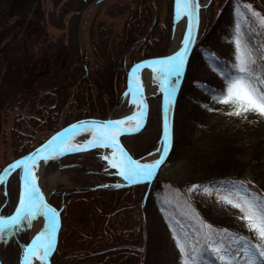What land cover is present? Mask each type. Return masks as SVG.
<instances>
[{"label": "rangeland", "instance_id": "obj_1", "mask_svg": "<svg viewBox=\"0 0 264 264\" xmlns=\"http://www.w3.org/2000/svg\"><path fill=\"white\" fill-rule=\"evenodd\" d=\"M78 1L41 0L44 33L36 45L37 52H42L44 42L41 41L44 38H47V44H51L53 47L57 41L66 44L69 39L68 21L75 12L72 6ZM83 1H85V5L78 15L76 37L83 55L87 58L83 62V72L92 78L91 85L93 93H95L93 99L96 100L95 103L91 105L86 103L81 106L82 110H88L89 108H99V98L96 92L101 85L108 84L107 78L111 69L109 62L115 60L117 54L115 44L126 25L129 13L126 8L131 0ZM199 1L204 3L206 0ZM251 1L258 3L260 0ZM130 4L133 6L132 3ZM171 4L169 5L167 0H154L153 5L157 11L155 10L153 14L145 36L156 24L162 27L167 22L168 15L171 16V27L165 45L162 43L165 36L159 35L161 36V47L164 48H160L158 51L162 54H152L147 57L164 55L169 51V41L174 23L178 19L173 20V0ZM244 5H250L252 11L257 13L254 4L243 0H209L207 5L205 3L201 6L196 43L188 57L186 71L181 78L174 104L173 145L167 161L159 168L151 183L121 185L124 181L113 173L115 169L111 167L109 160L104 159L106 155L102 150L97 148L83 152L59 154L42 162L44 163L42 172L38 176L34 173L36 184L43 185L50 180L51 176H56V174L57 178L64 177L66 180L48 194V200L61 208L58 247H56L53 259L51 257L55 251L50 256L51 264H71L70 254L72 252L77 254L76 259L80 258L81 260H77V264H92L88 263L86 254H95V252L108 248L103 247L105 240H98L102 239L99 237L101 234L108 235L106 240L109 241L106 243L113 245L117 242H125L127 245H134V249L136 247L141 250L136 254L137 257L140 256V264H182L183 256L177 246V237L185 244V254L196 258L198 244H206L205 233L207 231L206 227H202V225L208 224L202 221L198 214L205 215L208 213L211 215V211L222 214V216L220 215L221 218L224 216L232 217L230 223L233 225V229L229 231L232 244L231 247H227L232 262L234 258H238L240 261L247 260L242 252L235 255L242 245L232 241L233 235L246 237L251 244L260 243L257 235L247 226V221L241 218L244 214L219 198L233 191L227 183L229 181L243 182L252 193L261 195L258 187L252 181L253 175L248 171V167L239 168L241 169L239 179L221 180L217 185L200 183L197 180L200 175L196 173L198 169L203 168L202 165L216 162V159H219L220 163L226 166L225 164L230 160L224 163V158L217 156L219 155L217 149L226 143L228 145V141L233 138L232 132L236 131L244 120L258 119L264 123V116L254 112L244 113L241 116L228 115L227 113L234 110V106L213 100V96L226 87V78L222 73L236 75V70L232 66L237 64L234 41L238 23L242 26L245 39L253 49H256L254 56L257 58V64H264V60L260 59L261 55H264V47H261L264 43L251 25L249 19L251 13L244 8ZM210 19L215 20L210 31L211 37L209 36L206 42L197 43ZM101 42H105L107 52L102 50L98 52ZM133 52L134 50H132ZM107 55L110 56L109 62L107 59H102V56ZM143 58L146 57L138 55L133 60L128 59L127 64H125V85L127 84L129 67ZM64 61L65 58L62 54H56L49 61L50 70L47 72V77L52 79L57 74L62 77L61 69L58 68L67 65ZM55 62L57 63L55 64ZM53 65L54 68L51 67ZM74 65L75 63H70L67 70L73 72L78 78L85 76L81 69H74ZM158 75L159 73H153L147 83V87H154V92H151L149 88L147 89L148 110L144 125L137 131L138 135L126 134L122 136L123 143L136 158L143 157L153 151L160 138L161 95L158 92L159 80L155 78ZM127 93L125 96H118L113 106L109 107L104 115L100 116L95 114L96 112H91V115L100 118H118L124 115L133 106L130 90H127ZM104 97L106 98V95ZM78 111L75 104L65 103L61 113H59L56 126L60 128L65 125L64 123L67 124L76 119L87 117L81 113L80 116L82 117L76 118L75 113ZM17 112H20L22 116L29 115L25 109H15V111L9 112L6 121L0 119V174L4 173V167L10 160L20 156L16 155L11 145L12 120ZM32 115L35 118L38 117L34 113ZM38 126L41 125L37 123L35 126L28 127V131H24L21 136L22 141H29L34 147L58 129H43ZM210 128H214V130L223 129L224 131L222 134L207 132ZM255 139V136L247 138L238 133L232 148H240L243 143L246 144V147L245 149L243 146H241L242 149L235 148L243 152L240 154V158H237L238 155H235V158L241 161L247 158L250 152L254 150L250 143ZM256 148L258 146L255 145ZM114 153H116V157H120L118 152ZM107 157L112 159L110 156ZM18 179L19 172L17 169L6 178L5 183L0 184V216L11 214L19 204L21 192ZM100 184H108L110 188L113 184L115 186L120 185L123 189L98 188ZM193 185L201 187L191 190ZM203 187L211 189V194L205 193ZM75 190L77 191L76 195L71 196L72 198L68 200L67 197ZM230 198L235 199L234 196ZM190 206L196 207L195 211ZM179 212L184 218L187 217V220L191 221L182 223L180 217H176ZM194 217L198 222L197 224L191 223H194L192 220ZM213 219H215L214 216L211 220ZM101 220L105 221V224L101 229V234H98L97 225L98 221L101 222ZM124 221L128 223L126 226ZM32 233V223L29 225L27 220H23L19 226L12 229L11 234L5 240H0L1 263L18 264L23 246ZM109 233L111 234L109 235ZM114 233H117L118 236ZM136 234L135 239L133 235ZM90 236L93 238L88 240ZM197 237L199 238L198 244L196 242ZM100 241L104 243L100 244ZM218 241L223 242V239L218 234H213V246H216L215 242ZM223 244L225 245L224 242ZM209 250L217 261L225 264V261L218 259L216 253L212 252L210 248ZM196 260L198 264H207L204 260H198V258Z\"/></svg>", "mask_w": 264, "mask_h": 264}, {"label": "trees", "instance_id": "obj_2", "mask_svg": "<svg viewBox=\"0 0 264 264\" xmlns=\"http://www.w3.org/2000/svg\"><path fill=\"white\" fill-rule=\"evenodd\" d=\"M167 1L169 5H172V0ZM243 1L254 4L257 13L264 16V0H260L258 3H253L251 0ZM130 3H132L133 6H130ZM130 3H128L129 5L126 8V10H129L126 25L115 44L117 54L114 62H109V55L102 56V59L108 60L111 69L109 70L110 75L107 78L108 84L101 85L96 92L99 98V108L82 110L81 106H84L86 103L91 105L96 101L93 100L95 93H93L91 85L92 78L83 72V62L87 60V58L83 55V51L80 49L76 37L78 32V15L84 7L85 1L79 0L77 4L72 6L75 12L68 21L69 39L66 44L57 41L53 47L51 44H47V38H44V40L41 41L44 42V48L42 52H37L36 45L39 42V38L42 37L44 33L42 26L44 16L41 10V0H0V119L6 121L9 112L15 111V109H25V111L29 113L27 116H22L20 112H17L12 120L11 145L16 155L24 154L33 148V145H31L29 141L23 142L21 139L23 132L28 131V127L35 126L39 123L41 126L38 127L43 129L55 130L58 128L56 126L58 116L65 103L69 102L75 104L79 110L75 113L76 118L82 117L80 116L81 113H84V116H92L91 112H96L95 114L100 116H102V114L104 115L108 108L113 106L116 98L121 96L125 91V64H127L128 59L133 60L138 55L147 57L152 54H162V52L158 51L160 48H164L161 47V36L159 35L165 36L162 42L163 45H165L166 38L170 33L171 16H167V22L164 23L162 27L156 24L145 36L149 24L152 21L153 14L155 10L157 11V8L153 5L154 0H131ZM249 19L257 36L264 43V30L259 27L255 17L250 16ZM214 22L215 20L212 19L208 21L197 43L206 42L208 37H211L210 31L215 24ZM104 43L105 42H101L98 52L100 50L107 52ZM132 50H134L133 53ZM56 54H62L65 58L64 63L66 62L67 65L59 66L58 68L61 69L62 77L57 74L51 79L47 77V72L50 70L49 61L54 58ZM56 63L57 62H55V64ZM70 63H75L74 69H81L85 76L78 78L73 72L68 71L67 67ZM60 64H62L61 61ZM54 65L51 67L54 68ZM63 68L65 70H62ZM104 95H106V98ZM32 113L38 115V117L35 118ZM263 124L264 123L260 122L258 119L244 120L241 126L238 127L236 131L232 132L231 135L233 138L229 140L230 142L228 141V145L226 143L217 149V154H219L217 156H222L224 158V163H226L227 160L230 161L225 164L226 166H223L224 164L220 163L219 159H216V162L202 165L203 168L198 169L196 172L200 175V178L197 180L200 183L212 185H217L221 180H237L241 177V169L239 168L242 166L248 167V171L253 175L252 181L256 184L255 186L258 187L259 193L264 195ZM223 131V129L214 130V128H210L207 132L222 134ZM137 133L138 132L134 134L138 135ZM238 133H241V135L247 138L251 136L256 137V139L250 143L251 147H254V150L242 161L237 158H240V154L243 152L242 150L236 149H242L241 146L245 149L246 144L243 143L240 148H232L234 147L233 142L237 140ZM255 145L258 146V148L255 149ZM235 155H238V157L235 158ZM98 188L109 190L123 189V187L115 185H112L111 188L109 186ZM76 193V190L71 192L70 196L67 197L68 200L72 198L71 196H75ZM162 196L164 197V194H162ZM190 208L195 211L196 207L190 206ZM174 212L176 213V210ZM210 213L211 215L208 213L205 215L197 214L201 217L202 221L211 226L212 230H214L213 234L221 236L225 245L231 247L232 242L230 240L229 231L233 229V225L230 223L232 217L224 216V218H221L222 214L216 211H211ZM212 216H214L215 219L211 220ZM176 217H180L182 223L191 221L187 220V217L184 218L181 212H179ZM192 220H194V223L191 222L192 224L198 223L195 217ZM104 224L105 221H98V234H101V229ZM124 224L126 226V224H128L127 221H124ZM206 231L208 232L209 230L206 228ZM110 234L111 233H109V235ZM114 234L118 236L117 233ZM93 236L87 239L91 240ZM104 236L105 239H103ZM106 236L108 235L101 234L99 237H102V239L98 240H105L103 247L105 246L108 248L95 252V254H86L88 263L140 264V256L138 255L137 257L136 254L141 250L136 247L134 249V245H127L125 242H117L113 245L111 243H106ZM133 236V238L136 239L137 234ZM128 240L131 241V239ZM101 241L100 244H103L104 242ZM196 242L197 244L199 243L198 237L196 238ZM206 247L205 243L198 244L196 259L204 260L207 264H221L216 260L209 249L204 251ZM55 253L56 250L51 257L52 259ZM76 256L77 254L75 252L70 254L71 259H69L72 261L71 264H77V260L81 261L80 258L76 259ZM233 264H246V261H240V259L234 258Z\"/></svg>", "mask_w": 264, "mask_h": 264}, {"label": "snow or ice", "instance_id": "obj_3", "mask_svg": "<svg viewBox=\"0 0 264 264\" xmlns=\"http://www.w3.org/2000/svg\"><path fill=\"white\" fill-rule=\"evenodd\" d=\"M198 7L199 5L196 3V0H176L177 14L186 15L190 19L195 15V10ZM244 8L251 13L252 17L256 18L259 27L264 30V16L252 11L250 5H244ZM241 15H243V13H241ZM189 27L191 29V25ZM235 35L236 39L234 44L237 64L232 67L236 70V75L222 73L226 78V87L214 95L213 100L218 103L234 106V110L227 113L228 115L241 116L244 113L254 112L264 116V64H257V58L254 56L256 49H253L245 39L242 26L239 23L237 24ZM192 39L193 35L190 30L184 37L183 47L173 56L153 61L151 64L145 62L144 66H151L153 73H159L155 78L160 80L161 91L167 93L169 102H171V97L175 94L176 86L183 72L187 51ZM261 47H264V45ZM260 59L264 60V55H261ZM140 68L141 65H136L133 71L135 72ZM173 77L175 78L174 82L171 79ZM130 91H133L134 95L138 94L139 86L135 90L130 88ZM127 94L128 93H126V95ZM132 102L137 103L136 99H133ZM137 106L139 111L133 116L126 117L123 120L102 122L98 126H94L93 139L90 142L91 147L119 148V158L116 157V153H113L112 159H109L107 156H105L104 159L109 160L111 167L120 168L119 174L128 181V183L150 181L154 174L153 169L164 161L170 148V130L167 120H165L164 135L161 140L162 147L157 150L161 153L159 159L152 164H141L139 161L127 157L124 150L119 146L118 137L122 134L139 131L142 127L141 122L145 116L143 101L141 100ZM131 121H135V124H131ZM85 123L86 122H81V125L83 126ZM71 128L73 129L71 133H69L68 129L64 130L69 136L75 135L76 131H78L76 125H72ZM60 136L61 134L58 133L47 145L37 150L39 158L47 159L48 157L45 153L56 152L58 150L59 145L54 144V142L57 141ZM63 143L64 140H60V144ZM69 150L85 149L79 146H72L71 149H64V152ZM36 166L37 156H33L31 160L26 157L9 166L11 170L22 168L23 174L21 178L24 183L22 185L23 191L21 193L20 203L15 210V215L7 218L0 216V240H5L7 236L11 234L12 229L21 224V221L27 220L30 225L31 221L34 220L38 214L45 216L47 218L46 231L38 234L33 239L31 245L24 250L25 261L29 256H33L43 262L54 250V238L57 231L59 213L46 204L42 194L39 192V188L36 185V176L33 172V168ZM9 169H5L4 172H9ZM5 182L6 177L0 174V184ZM227 183L233 191L219 198L239 209L244 214L241 218L247 221L249 229L253 231L260 240L258 244H251L246 237L233 235L231 237L232 241L242 245V247L236 251L235 255H239L242 252L244 256L247 257L246 264H264V195L252 193L243 182L229 181ZM200 187L199 185H193L191 190ZM203 191L211 194L212 190L208 187H203ZM232 196H234L235 199L230 198ZM202 227H206L209 230L205 233L207 247L204 251L210 248L212 252L217 254L219 260L225 261V264H233L232 259L229 257L227 246H225L222 241L215 242L216 246H213L214 230H212L211 226L202 225ZM177 246L183 256L182 264H198L195 257L185 254V244L181 242L179 237H177Z\"/></svg>", "mask_w": 264, "mask_h": 264}, {"label": "water", "instance_id": "obj_4", "mask_svg": "<svg viewBox=\"0 0 264 264\" xmlns=\"http://www.w3.org/2000/svg\"><path fill=\"white\" fill-rule=\"evenodd\" d=\"M101 0H96V2H99ZM209 0H206L204 3H201L199 0H196V3H198L199 7L195 10V15L190 19L188 16L185 15L186 17V26H185V30H184V33H183V37H182V40H181V43H180V46L178 47V49L174 50V51H168L166 54L164 55H159V56H151V57H146V58H143L141 60H138L136 62H134L128 69L127 71V89L130 90V87H129V82H130V77L132 76V74L134 73V67L136 65H141L143 66L145 64V62H148V63H151L153 61H156V60H160V59H164V58H167L169 56H173L177 51H179L182 47H183V42H184V37L189 33V31L191 30L192 32V35H193V39L190 43V46L188 48V51H187V56H186V61H185V66H184V69H183V72L179 78V83L177 84L176 86V91H175V94L174 96L171 97V102H169V99H168V96H167V93L166 92H163L161 91V82L159 80V89H158V92L160 93L161 95V101H160V115H161V134H160V138L158 140V144L160 143V148L162 147L161 145V140H162V137L164 135V127H165V120H167V124H168V127H169V130H170V148H169V151L164 159V161L159 165L157 166L155 169H153V177L151 178L150 181H144V182H139V183H150L154 177L156 176L157 172L159 171V168L167 161V158L169 157L170 155V152H171V148H172V145H173V113H174V104H175V100H176V96H177V92H178V89H179V85H180V81H181V78L184 74V71H185V68H186V64L188 62V57L190 55V52L195 44V41H196V37H197V34H198V30H199V21H200V8L201 6H203L205 3H207ZM173 20H176L178 18V14H177V8H176V0H173ZM191 25V29H190V26ZM131 92V91H130ZM140 98L141 100L143 101V107L145 109V116H144V119L142 120V126L145 122V119H146V115H147V108H148V103H147V98H146V95L141 93L140 94ZM132 111H128L127 113H125L124 115L118 117V118H99V117H92V116H89V117H83V118H79V119H76L72 122H69L65 125H63L61 128L55 130L54 132H52L50 135H48L42 142H40L38 145L34 146L32 149H30L28 152L12 159L11 161H9L7 163V165L5 166L4 169H9V166L14 164L16 161L18 160H22L24 158H29V160H31V158L33 156H37V163L40 162V161H45L46 159H41L39 158L38 154H37V150L39 149H42L44 145H47L48 142L50 140H52L53 137H56L57 134H61L60 138L54 142V144L56 145H59V148L56 152H50V153H45V155L49 158L51 157V155H59V154H68V153H75V152H81V151H86V150H90V149H93V148H97V149H100L102 150L103 152L105 151H110V149L114 148L117 150L118 154H120L119 152V148H115V147H91L90 146V142L92 141L93 139V130H94V126H98L100 123L102 122H108V121H117V120H122L123 117L126 118V117H129L130 114H131ZM81 122H86L83 126L81 125ZM72 125H76L77 126V129L78 131H87V133L90 135V137H86L83 141H81L80 143H73L71 141V139L73 138V135L72 136H69V134H66L64 132L65 129H68L69 130V133L73 132V129L71 128ZM77 132V131H76ZM133 133V132H132ZM123 135V134H122ZM121 135L118 137V140H119V146L124 150V152L126 153L127 157H129L130 159L132 160H135V161H139L141 164H147L146 162H143L142 161V158H136L134 156L131 155V153L128 151V149L125 147V145L122 143L121 141ZM60 140H64V143L63 144H60ZM72 146H79L80 148L82 149H85V150H69L67 152H64V149L68 148V149H71ZM111 152V151H110ZM160 155L161 153L158 151L157 155L155 156V158L153 159V161L150 163H154V161H156L157 159L160 158ZM104 157V156H103ZM115 169V173L116 175H118L124 182H122L121 185L123 186H130V185H133V184H138V183H128V181H126L120 174V168H114ZM17 170V169H16ZM15 170H11L9 169V172H4V173H1L3 174L6 178ZM18 172H19V187H20V192L22 193L23 191V188H22V185H23V180H22V174H23V170L22 168H18ZM21 197V195H20ZM44 201L46 202L47 205H49L51 208L55 209L59 215H58V225H57V231H56V234H55V238H54V250L50 253V255L48 257L45 258V261H41L39 260V263L40 264H51L50 262V256L52 255V253L55 251L56 249V246H57V242H58V234H59V229H60V226H61V215H60V212H61V208L60 207H57L56 205L52 204L49 200H48V196H44L42 195ZM20 203V201H19ZM19 206V204H18ZM17 206V207H18ZM16 210V209H15ZM15 210L11 213V214H8L6 216H3L5 218L7 217H10V216H13L15 215ZM38 217H45L41 214H38L36 218ZM46 224H47V220L44 222V224L42 225V227L38 230H36L34 233H32V235L30 236L29 240L24 244L23 246V250H22V254H21V257L19 259V262L18 264H29V259L31 256H29V258L25 261L24 260V250L29 246L31 245L33 239L38 235L40 234L41 232L43 231H46ZM0 264L1 263V260H0Z\"/></svg>", "mask_w": 264, "mask_h": 264}, {"label": "bare ground", "instance_id": "obj_5", "mask_svg": "<svg viewBox=\"0 0 264 264\" xmlns=\"http://www.w3.org/2000/svg\"><path fill=\"white\" fill-rule=\"evenodd\" d=\"M185 26H186V17H185V15L181 14L174 23L171 40L169 41V51H174V50L178 49V47L180 46V43H181V40L183 37V33L185 30ZM149 64H151V63H149ZM144 65L141 66V68L139 70L135 71L132 74L131 84L129 82V87L132 90H135L139 86V93L138 94L134 95L133 91H131L132 101H133V99H136L137 103H133V106L131 109L132 112H131L130 116H133L134 114L138 113V111H139V108L137 105L141 101L140 94L143 93V94L147 95V89L148 88L151 92H154V87H152V86L147 87V83L153 74L152 67L151 66H144ZM171 79L174 82L175 78L173 77ZM123 119H125V118L123 117ZM130 123L134 125L135 121H131ZM87 136H88L87 131H80V132L77 131L76 134L73 135V138L71 139V141L73 143H80ZM159 148H160V143L154 148L153 151L146 154L142 158V161L146 162L147 164H150L153 161V159L155 158V156L157 155V153H158L157 150ZM104 154L106 156H111V154L108 153V151H105ZM56 156L57 155H51L52 158L56 157ZM42 162L43 161L38 162L37 166L33 168V172L36 173L37 176L42 172V169L44 168V163H42ZM57 177L58 176L56 174V176H51L50 180H48V182H45L43 185L36 184L39 188V192L42 195L47 197V195L49 194L50 191L55 189L57 186L63 184L64 182H66L64 177H59V178H57ZM46 220H47L46 217H38V218H35L34 220H32L31 221L32 232L34 233L36 230L40 229ZM29 264H40L39 259L31 256L29 259Z\"/></svg>", "mask_w": 264, "mask_h": 264}]
</instances>
